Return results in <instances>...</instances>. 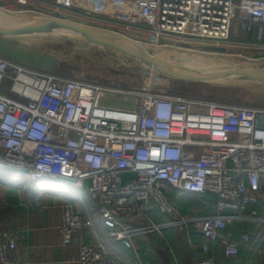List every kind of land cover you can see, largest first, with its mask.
<instances>
[{"label":"built area","instance_id":"2783aa9c","mask_svg":"<svg viewBox=\"0 0 264 264\" xmlns=\"http://www.w3.org/2000/svg\"><path fill=\"white\" fill-rule=\"evenodd\" d=\"M29 0H15L25 5ZM31 1V0H30ZM47 10L89 20L128 36L130 27L151 45L201 39L230 43L240 30L264 36V0H32ZM103 21V22H102ZM106 21V22H104ZM0 172L18 170L24 180L85 178L102 224L132 248L139 230L159 231L158 212H176L175 192L215 195L213 211L196 221L202 237L196 264H214L210 243L225 225L259 203L264 176V108L165 94L149 88L119 89L41 71L0 54ZM115 98L128 103H102ZM133 177L124 179L123 172ZM186 220L179 221V228ZM86 223L66 205L60 241L72 242ZM256 234L225 238L223 255H237ZM16 239L0 229V264H16ZM75 264H117L108 251L80 245Z\"/></svg>","mask_w":264,"mask_h":264},{"label":"crops","instance_id":"0c3cea01","mask_svg":"<svg viewBox=\"0 0 264 264\" xmlns=\"http://www.w3.org/2000/svg\"><path fill=\"white\" fill-rule=\"evenodd\" d=\"M242 31L240 42H258L264 47V36L258 40L255 31ZM0 91L8 93L7 86ZM122 176L126 179L134 174L126 171ZM88 183V178L80 185L64 178L31 182L24 180L18 170L0 172V229L17 241L16 264H75L71 258L77 255L83 243L106 249L117 264H196L202 254V237L196 221L213 211L214 194L175 192L174 214H150L151 220L161 225L159 231L139 230L141 226L133 217L124 218L125 223L138 229L132 235L133 247L126 248L102 224L87 191ZM260 186L259 203L250 206L243 215L232 218L220 237L210 243L209 254L214 264H264V176ZM66 205L80 211L86 223L68 244L60 241L58 233L62 209ZM182 219L186 222L180 229ZM244 232L256 234L253 243L241 244L237 255L225 257L224 239H237Z\"/></svg>","mask_w":264,"mask_h":264},{"label":"rangeland","instance_id":"374dc122","mask_svg":"<svg viewBox=\"0 0 264 264\" xmlns=\"http://www.w3.org/2000/svg\"><path fill=\"white\" fill-rule=\"evenodd\" d=\"M7 1V5L0 7V12L7 14L12 20L22 22L36 16L50 15L51 12L32 0L26 2L23 7H17L15 0ZM91 19L74 18L70 20L104 30L113 29L105 25H95L89 21ZM126 32L129 38L138 40L142 45L150 46L151 49L154 48V51L174 54L178 52L181 54V60L183 59L188 66L190 63L189 67L195 69L214 65L222 68L232 66L264 68V47L258 42H240L243 38L242 30L237 36H232L230 43L214 44L201 39H190L184 44L173 42L168 46H154L147 43L150 41L145 39V33L136 28L130 27ZM212 47H224V50ZM0 54L41 71L53 72L89 83L119 89L149 88L158 93L264 108V81L239 78L220 81L175 79L114 49L83 41L69 34L39 31L11 36L0 35ZM6 83L7 81L0 87V90L5 88ZM102 103L117 107L128 105L115 98L102 99Z\"/></svg>","mask_w":264,"mask_h":264},{"label":"water","instance_id":"95a60500","mask_svg":"<svg viewBox=\"0 0 264 264\" xmlns=\"http://www.w3.org/2000/svg\"><path fill=\"white\" fill-rule=\"evenodd\" d=\"M7 0H0V7L7 5ZM17 7H23L15 2ZM46 28H60L71 31L73 36L123 53L137 59L146 66L162 72L172 78L189 81H220L233 78L264 81V68L225 67L222 72L204 74L199 70L189 67L183 61L173 60L163 53L146 51L144 46L133 38L115 33L102 28L76 23L70 20L69 15L52 12L50 15L36 16L27 23L8 24L0 26V35L11 36L30 32H39ZM95 31V32H93ZM224 50V47H212Z\"/></svg>","mask_w":264,"mask_h":264},{"label":"bare ground","instance_id":"6f19581e","mask_svg":"<svg viewBox=\"0 0 264 264\" xmlns=\"http://www.w3.org/2000/svg\"><path fill=\"white\" fill-rule=\"evenodd\" d=\"M29 21L25 20V21H18V20H12V18H9L7 14L5 13H1L0 12V26L2 25H8V24H20V23H27ZM41 32L43 33H63V34H69L70 36H73V33L71 31L68 30H64V29H60V28H46L44 30H41ZM95 32V31H93ZM144 49L146 51L152 52L154 53L155 51L153 49L150 48V46L147 47V45H143ZM158 52V51H157ZM163 54H165L166 56H168L169 58L173 59V60H178V61H183V59L181 60V54H179L178 52L176 54L172 53V52H166L163 51ZM184 57V56H183ZM192 59V57H191ZM185 60V59H184ZM192 61V60H191ZM196 62V61H195ZM194 63H192L193 65ZM203 64V63H202ZM190 66V63H189ZM215 66V65H214ZM214 66H203V67H198L197 70H199L201 73L204 74H212L215 72H222L225 71L226 68H222V67H214Z\"/></svg>","mask_w":264,"mask_h":264},{"label":"trees","instance_id":"16d2710c","mask_svg":"<svg viewBox=\"0 0 264 264\" xmlns=\"http://www.w3.org/2000/svg\"><path fill=\"white\" fill-rule=\"evenodd\" d=\"M7 84L5 85V88H6Z\"/></svg>","mask_w":264,"mask_h":264}]
</instances>
